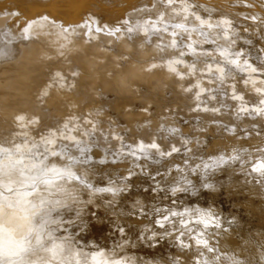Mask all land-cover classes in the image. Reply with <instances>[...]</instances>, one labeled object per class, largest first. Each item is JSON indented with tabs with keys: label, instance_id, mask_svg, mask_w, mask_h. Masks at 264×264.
<instances>
[{
	"label": "clouds",
	"instance_id": "obj_1",
	"mask_svg": "<svg viewBox=\"0 0 264 264\" xmlns=\"http://www.w3.org/2000/svg\"><path fill=\"white\" fill-rule=\"evenodd\" d=\"M193 8L189 0H96L84 16L100 25L106 14L118 10L110 34L137 33L145 38L141 48L151 42L152 36L166 34L169 39L162 43L161 36L153 47L172 54L151 62L145 71L161 69L179 81L192 78L183 92L196 89L194 96L199 100L209 89L196 78L198 72H215V79L222 82L225 65L240 72L256 69L247 59L241 60L243 49L232 50L238 29L232 26L230 17L213 19ZM2 15L20 16V12L5 11ZM219 41L227 43L218 44ZM206 44L217 46L206 49ZM208 57H219L221 63H209ZM45 84L53 88L52 83ZM138 91L139 85L131 84L129 97ZM137 105L130 99L122 112L134 113L141 107ZM192 110L208 111L198 106ZM105 112L107 120L102 124L98 117ZM237 112L264 119V107ZM142 113L140 118H123L121 123V116L102 109L85 112L83 117L65 116L48 125L39 113L12 114L7 126L0 129V264H264V228L242 230L237 216L222 214L211 204L190 202L198 199L202 191L219 189L207 176L209 171L220 172L225 165L233 174H240L233 190L244 189L264 198V134L260 127L255 126L252 132L244 129L237 136L236 126L228 125L226 134L237 136L238 141H249L253 136L261 140L207 160L201 157L196 163L185 160L175 164L168 172L177 169L178 179L162 185L154 180L157 174L150 173L147 164L141 166L139 161L159 163L160 159L153 160L152 153L158 158H170L182 148L188 155L193 151L191 145L207 144L209 126L190 124L181 115L179 121L189 125L191 134H182L181 123L170 126L167 132L175 135L180 144L171 143L164 150L154 134L148 138L152 125V120L146 118L150 116L149 109L143 108ZM101 140L108 147L115 141L116 147L110 155L100 149L101 155L95 158L92 153ZM125 158L128 169L119 184L113 180L96 182L94 163L116 165L124 163ZM237 162L238 166L231 168ZM138 172L153 181L151 192L157 200L146 205L144 197L136 195L125 201L128 210L124 211L118 207L121 196L130 193L132 185L127 181ZM253 187L259 193L251 191ZM161 192L170 203H159ZM104 225L109 229L106 235L100 231ZM161 246L163 254L157 253L154 258L140 252L142 248L155 250Z\"/></svg>",
	"mask_w": 264,
	"mask_h": 264
},
{
	"label": "bare ground",
	"instance_id": "obj_2",
	"mask_svg": "<svg viewBox=\"0 0 264 264\" xmlns=\"http://www.w3.org/2000/svg\"><path fill=\"white\" fill-rule=\"evenodd\" d=\"M95 2L96 0H0V129L5 128L12 114L18 111L39 113L45 125H48L65 116L83 117L85 112L95 113L102 109H110L121 116L120 122L124 123L123 118H140L143 116L142 109L148 108L150 116L146 118L152 120L148 138L154 134L157 142L167 150L171 143L180 144L175 135L167 132L170 126L181 123L182 134H191L189 125L179 121L181 115L190 124L209 126L207 144L200 147L191 145L192 153L185 155L182 148L181 152L170 158H158L152 153L153 160L160 159L159 163L143 159L139 161L141 166L147 164L149 172L155 171L157 175L154 180L158 182L163 179L173 181L179 176L177 169L168 172L175 164H183L185 160L190 164L196 163L201 157L207 160L209 156L227 154L229 149L238 150L243 144L261 140L256 136L249 141L237 140V136L243 134L242 130L252 132L257 125L264 134V119H252L247 113L241 116L237 109L264 107V0H189L194 5L192 10L201 16L213 19L227 16L232 19V26L238 29L237 36L233 37L237 42L232 50L243 49L241 60L247 59L256 69L254 72H240L225 65L226 74L222 82L215 79V72L211 75L198 72L196 78L209 89L199 100L194 96L196 89L192 93L183 92V88L193 82L192 78L179 81L161 69L151 73L145 71L151 62L172 54L167 49L160 52L153 47L157 41H161V36L162 43L166 42L169 39L166 34L152 36L151 42L143 48L140 45L145 38L137 33L112 35L110 33L119 11L113 10L106 14L104 22L98 25L84 16ZM140 2L153 3L155 0ZM5 11H19L20 16L4 17L2 13ZM252 17L257 19L253 21ZM97 27L101 30L97 31ZM216 46L206 44L204 48L214 49ZM206 60L212 64L221 63L219 57L215 60L208 57ZM45 82L52 83L53 88L48 89ZM131 84L139 85V91L132 93L130 98L128 89ZM130 99L141 107L134 113H123L122 107ZM197 106L207 108L208 111H193ZM98 118L103 124L107 120V113ZM161 124L163 128L160 127ZM233 124L236 126L237 136H229L225 132V128ZM115 147V141L108 147L101 140L92 154L98 158L101 155L100 149H104L110 155ZM237 166L238 162L231 168ZM93 168L97 183L104 184L107 180H113L119 184L120 178L128 169V162L125 158L124 163L116 165L110 162L94 163ZM237 174H233L229 166L225 165L220 172L209 171L207 177L212 178L207 179L219 188V181L228 178L222 184H227L226 187L233 190L240 178ZM146 180L138 172L127 183L138 185L141 189L136 195L143 196L145 204H148L152 195L149 190H145L151 189L153 181L149 179L146 183ZM250 190L255 191V188ZM208 192L211 193L212 190ZM135 193L122 194L121 201L126 196L129 200L134 199ZM121 201L118 207L122 206L127 211V203ZM260 201L264 204V198ZM131 221L135 222L132 218ZM100 231L106 235L109 231L107 225ZM140 252L154 258L157 253L163 254L164 247L155 250L142 248Z\"/></svg>",
	"mask_w": 264,
	"mask_h": 264
},
{
	"label": "rangeland",
	"instance_id": "obj_3",
	"mask_svg": "<svg viewBox=\"0 0 264 264\" xmlns=\"http://www.w3.org/2000/svg\"><path fill=\"white\" fill-rule=\"evenodd\" d=\"M150 173H155V171L151 170ZM197 175L199 176V174H197ZM237 175H238L237 177H240L239 174H237ZM217 176L219 177V175H217ZM145 178L147 179L146 183L149 182L148 180L150 179V177H146L145 176ZM154 178H156V177H154ZM207 178H212V177H207ZM176 179H178V177L175 178L173 181H165L163 179V181L161 180L160 182H161L162 185H168V184L174 182ZM224 180H228V178L219 181V183L221 182L220 185H219V190H218L219 193H217L218 191H216V192L212 191L211 193L208 192V191H202L203 195L200 194V196L198 198L199 200L198 199H194V200H192L190 202H199V203L202 204V206H208L209 203H210L212 206L216 207L222 214L237 216L239 218V220L241 221L242 230H251V229H255V228H264V218H263V216H264V214H263L264 213V204L261 203V201H260V199H262V197L256 196V195H251L250 196L249 192L244 190V189H237L236 191L228 189L226 187L227 184H222L223 183L222 181H224ZM244 187H247V185H245ZM140 189L141 188L138 187V185L137 186H133L132 185V189H130V192L133 193V194L136 192L135 193V195H136L138 193V190H140ZM148 190H149L150 194L152 195V196H150V198H149L150 200L149 201H151V199H152V201H156L157 197L153 196V194L151 192V189H146L145 191H148ZM142 191H144V189H142ZM255 192L259 193V189L255 188ZM164 195L165 194L163 192L159 193V202L161 201L160 202L161 205L164 204V203H170V201H165L163 199ZM211 198H213L214 200L211 199ZM127 200H129L128 196H126L124 200L122 199L123 202H125ZM262 206H263V208H262ZM250 213L252 215H250ZM256 215H257V217H255ZM124 219H125L124 217H121V220H124ZM132 219H134V218H132ZM129 220H131V218H129ZM161 247H163V246H161Z\"/></svg>",
	"mask_w": 264,
	"mask_h": 264
}]
</instances>
